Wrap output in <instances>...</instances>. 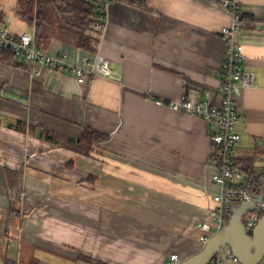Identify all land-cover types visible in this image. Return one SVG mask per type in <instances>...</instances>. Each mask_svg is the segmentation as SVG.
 Returning <instances> with one entry per match:
<instances>
[{
	"label": "crops",
	"instance_id": "1",
	"mask_svg": "<svg viewBox=\"0 0 264 264\" xmlns=\"http://www.w3.org/2000/svg\"><path fill=\"white\" fill-rule=\"evenodd\" d=\"M0 5V27L30 28L16 0ZM242 7V70L255 86L238 102L234 164L251 176L264 173V0ZM231 23L205 0L115 2L100 48L112 79L86 85L66 73L36 77L0 49V264H169L202 250L199 228L212 223L218 192L214 127L167 103L218 101ZM44 51L73 63L88 56L59 40ZM85 129L108 136L88 155L77 144Z\"/></svg>",
	"mask_w": 264,
	"mask_h": 264
},
{
	"label": "built area",
	"instance_id": "2",
	"mask_svg": "<svg viewBox=\"0 0 264 264\" xmlns=\"http://www.w3.org/2000/svg\"><path fill=\"white\" fill-rule=\"evenodd\" d=\"M144 4L146 0H135ZM218 4L229 12L231 26L223 30L226 42V57L220 69L221 86L217 90L216 103L193 102L187 98L181 101L169 102L167 106L176 112L190 114L208 122L214 127L212 136V160L210 166L212 181L218 188L214 196L216 204L211 213L212 223L200 226L199 240L206 245L209 240L230 222L235 208L243 203L252 202L257 190L264 184V173L247 176L239 171L234 160L236 150L241 142V136L235 126L238 118V102L243 92L255 86V75L242 70L244 60L243 46L238 36L247 27L244 20L242 0H205ZM114 0H98L97 31L100 33L99 42L93 44L94 53L82 58L79 63L71 62L66 56L49 54L36 46L34 28L16 37L6 27H0V49L9 50L17 59L27 63L28 68L36 77L44 72L66 73L75 76L79 85H86L92 79H112V72L107 59L101 54V40L109 22V9ZM264 218V201L257 204L255 210L246 212L243 225L246 233L254 231ZM224 256L218 255L211 264H240L228 248ZM177 255L170 257L169 264H180Z\"/></svg>",
	"mask_w": 264,
	"mask_h": 264
},
{
	"label": "trees",
	"instance_id": "3",
	"mask_svg": "<svg viewBox=\"0 0 264 264\" xmlns=\"http://www.w3.org/2000/svg\"><path fill=\"white\" fill-rule=\"evenodd\" d=\"M114 1L143 6L135 0ZM15 16L22 24L35 29L36 46L42 50L48 48L53 40H59L90 55L95 52L93 44L99 42L100 33L96 28L99 22L98 0H16ZM243 18L248 27L247 18ZM1 60L17 67L23 66L9 50L2 52ZM47 138L57 140L50 134ZM107 139V135L85 129L77 144L88 155L94 144Z\"/></svg>",
	"mask_w": 264,
	"mask_h": 264
},
{
	"label": "water",
	"instance_id": "4",
	"mask_svg": "<svg viewBox=\"0 0 264 264\" xmlns=\"http://www.w3.org/2000/svg\"><path fill=\"white\" fill-rule=\"evenodd\" d=\"M263 201L264 195L237 206L229 224L216 233L200 252L180 264H211L226 248L232 251L240 264H260L264 260V218L251 234L239 224H243L246 212L255 210Z\"/></svg>",
	"mask_w": 264,
	"mask_h": 264
},
{
	"label": "rangeland",
	"instance_id": "5",
	"mask_svg": "<svg viewBox=\"0 0 264 264\" xmlns=\"http://www.w3.org/2000/svg\"><path fill=\"white\" fill-rule=\"evenodd\" d=\"M5 1H6V0H2V3L5 2ZM239 226L242 227L243 224L240 223ZM224 250H225V249H224ZM224 250L219 254L220 256H224V254H225V251H224Z\"/></svg>",
	"mask_w": 264,
	"mask_h": 264
}]
</instances>
